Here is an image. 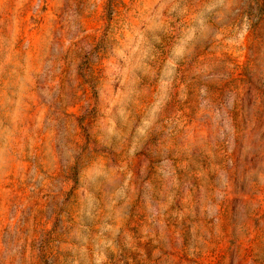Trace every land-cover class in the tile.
Wrapping results in <instances>:
<instances>
[{"label":"rangeland","instance_id":"rangeland-1","mask_svg":"<svg viewBox=\"0 0 264 264\" xmlns=\"http://www.w3.org/2000/svg\"><path fill=\"white\" fill-rule=\"evenodd\" d=\"M0 264H264L260 0H0Z\"/></svg>","mask_w":264,"mask_h":264},{"label":"trees","instance_id":"trees-1","mask_svg":"<svg viewBox=\"0 0 264 264\" xmlns=\"http://www.w3.org/2000/svg\"><path fill=\"white\" fill-rule=\"evenodd\" d=\"M260 7L262 11L264 12V0H260Z\"/></svg>","mask_w":264,"mask_h":264}]
</instances>
